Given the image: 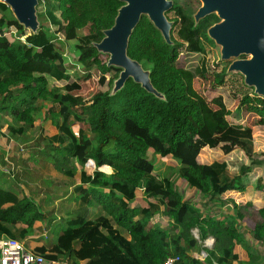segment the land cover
Here are the masks:
<instances>
[{"label": "trees", "instance_id": "trees-1", "mask_svg": "<svg viewBox=\"0 0 264 264\" xmlns=\"http://www.w3.org/2000/svg\"><path fill=\"white\" fill-rule=\"evenodd\" d=\"M172 1L165 12L172 22L170 42L143 14L127 45L128 56L149 71L157 94L132 77L113 92L121 68L107 65L95 46L123 1L38 0L35 32L0 1V130L16 142L31 139L26 128L39 130L43 152L63 178L44 179L45 191L37 193L48 194L47 208L64 196L68 200L58 218L46 219L27 193L20 197L0 183V238L21 241L51 264H163L174 255L179 264H264V203L253 200L264 191V150L256 147L255 128L237 121L253 93L251 110L264 126V96L250 92L240 73L210 66L204 40L211 16L196 21V11ZM63 49L75 64L65 63ZM97 65L103 69L99 84L108 87L89 101L71 93L79 76H91ZM207 72L217 85L228 74L240 76L236 114L223 94L207 100L194 89L193 80ZM204 147L225 154L237 149L242 158L202 163ZM88 159L94 167L85 165ZM109 166L111 172L102 170ZM56 184L60 188L53 190L62 193L47 190ZM228 190L250 198L222 212L221 195ZM158 213L168 225L147 229ZM247 213L256 216L252 229L239 222ZM37 221L45 237H37ZM209 237L211 248L204 246ZM236 245L247 260L239 259ZM200 250L204 257L192 255Z\"/></svg>", "mask_w": 264, "mask_h": 264}, {"label": "water", "instance_id": "water-1", "mask_svg": "<svg viewBox=\"0 0 264 264\" xmlns=\"http://www.w3.org/2000/svg\"><path fill=\"white\" fill-rule=\"evenodd\" d=\"M15 18L25 28L35 32L38 28L36 6L38 0H3ZM113 25L105 29L104 37L95 44L100 53H108L107 65L121 68L113 83L114 92L128 77L139 82L146 90L156 93L151 84L149 71L127 54L128 39L132 29L145 14L158 28L163 38L170 42L172 22L165 12L172 0H121ZM201 5L194 13L199 20L215 13L219 21L207 28V34L220 46V58L233 60L228 72H238L244 83L252 87L254 93L264 96V0H200ZM239 56H246L239 58Z\"/></svg>", "mask_w": 264, "mask_h": 264}, {"label": "rangeland", "instance_id": "rangeland-1", "mask_svg": "<svg viewBox=\"0 0 264 264\" xmlns=\"http://www.w3.org/2000/svg\"><path fill=\"white\" fill-rule=\"evenodd\" d=\"M176 1L185 5L187 7L188 11H190V12H195L198 9V7L201 5L200 0H176ZM209 15L211 16L213 23L219 21V18L217 17V15L215 13H211ZM169 16L171 17L172 13H169ZM90 30H92L90 27H85L84 31L89 32ZM21 39H23V38H21ZM204 42H205V45H206L208 52H209V56H210L209 57V64H210V66L215 67L218 71L225 70V69L227 70L229 63L233 60V58L230 60H222L220 58V46L215 44L214 40L209 37V35L207 34V29H206V35H205ZM63 52L65 54V63L67 65L75 64V62L71 58V55L68 54L67 50L63 49ZM101 58L103 59V61L107 62V60L109 58V54L108 53H101ZM239 58H242V56H239ZM86 73L87 72H83L79 76V79H77L79 86L70 88L69 91H71V93H73V94L81 95L85 100L89 101L96 94V92H98L99 90H104L108 86L107 85L102 86L99 84V81H98L100 75L103 73L102 65L94 66L90 72L91 76L85 77ZM231 73H235V72H231ZM105 75H106V77H109L110 73L107 72ZM236 78L240 79V76L238 74H228L226 76V79H225V82L223 83V85H217V79H216L215 75H213L210 72H207L204 76H197L193 80V86H194V89L201 96L205 97V99H207V100H211V98L217 96L218 94L219 95L223 94L225 99L229 100L228 104H229L230 110L234 111V113L236 114L235 107H236L238 100L240 99V95H238V93H237V87H236L237 84H235ZM247 87L250 89V92H254L252 87H249V86H247ZM252 97H253V93H251V95L248 96L247 102L241 108V111L239 113V120H237V121L241 122L242 124H246V125H249V126L255 128V140L257 142L256 147L258 148V150H264V126H261L259 124V121H260L259 116H257L251 110L252 104L249 102V100H251ZM232 98H234L233 101H232ZM229 119H231V116H229ZM83 125L85 128L88 127L86 122H83ZM49 129H52V127H49ZM25 132L31 136L32 141H31V139L28 140V142L31 141V144H38V143L42 142L40 139V136H39L40 132L36 127H32L29 129L26 128ZM24 148H25V146L22 147L21 149H24ZM216 153L217 152H210V154H206V155H209L208 159H210L212 157H217ZM235 156L242 158V154L240 152L238 155L236 154ZM41 165L45 166L46 164L44 162V163H41ZM87 167L89 168V166H87ZM19 169H20V166H16L15 164L14 165L11 164L10 167H6V169H4V172L10 171L9 172L10 174H7L8 177L19 178V175L20 176L22 175L21 169L20 170ZM36 171L35 172L40 175V170L38 169ZM105 171H107V170H105ZM42 173L45 174V175L41 176L42 178H44V179L50 178L52 181L57 180L58 178H56V177L62 176L61 174H59V172H57L58 173L57 174L53 170H50V171L43 170ZM42 182L43 181H39L38 183L41 184ZM48 186L46 188L50 192H56V191H58L56 189L60 188V185H58V184H56L55 186L54 185L53 186L48 185ZM53 187H55L56 189L53 190ZM25 189L27 190V187ZM33 189L34 188H32V190ZM26 192H27L29 197L33 198L38 203V205L40 207L39 210L46 212L45 213L47 215L46 219L52 215H56L58 218V216L61 215L63 207L68 202V200H66L65 202L57 201L55 204L53 203L51 207L47 208V206L45 204L43 205V200L45 199V197H47L48 194H46L44 197V195L39 196L37 191H30V190L28 191L27 190ZM58 192H59V194L62 193L63 189L62 190L60 189ZM48 210L51 211L50 214L48 213ZM253 219H254V217L252 216V218H250V220H252V221H249L251 225L253 224ZM55 221H53V224H55ZM58 226H59V228H61L62 224L59 223ZM44 230L45 229L42 228V224L39 222L38 227L36 228L37 237L38 236H41V237L44 236V234H45Z\"/></svg>", "mask_w": 264, "mask_h": 264}, {"label": "crops", "instance_id": "crops-1", "mask_svg": "<svg viewBox=\"0 0 264 264\" xmlns=\"http://www.w3.org/2000/svg\"><path fill=\"white\" fill-rule=\"evenodd\" d=\"M238 120H239V118H238ZM0 129H1V126H0ZM51 131L53 132V130H51ZM31 141H32V139H31ZM31 141L28 142V140L27 141L21 140V141L16 142L12 139H7V137L4 136L0 130V158H1L0 183H2L6 189H12V190H15L16 192H18L20 197L23 196L25 193H27L26 192L27 190L28 191L29 190L30 191H37V192L38 191H40V192L45 191L44 187L40 183H38L39 181H45L44 178L41 177V176L45 175L44 173H42L43 170H46V171L53 170L57 173V171L53 168V164H52L51 160L43 152L44 149L42 147L43 145L41 144L42 142L38 143V144H31ZM24 146H25V148L21 149ZM210 152H217L216 153L217 157H212V158L208 159L209 155H206V154H210ZM239 152L240 151H238L237 149H234L231 152L225 154L224 152H222V150H220L218 148L211 149L208 147H204V148H202V150L200 151V153L198 155V161H200L202 163H210L213 160H226V159H230L231 157L235 156L236 154L238 155ZM44 162L46 165L45 166L41 165V163H44ZM11 164H13V165L15 164L16 166H20L22 175L21 176L19 175V178L8 177L7 174H10V173L4 172V169H6V167H10ZM104 166H106V165H104ZM38 169L40 170V175L37 174L38 172L36 170H38ZM102 170L105 171L103 168H102ZM105 172H107V173L111 172V167H110L109 172L108 171H105ZM27 174H31V178H29ZM56 178L61 180L63 177L61 176V177H56ZM141 182L144 183L143 180H141ZM181 185H182V183H181ZM26 187H27V190L25 189ZM141 187H142V185H140V188ZM32 188H34V189L32 190ZM182 190L184 191V188H182ZM68 191L70 194L71 189H68ZM203 191L206 195H208L211 192V188L206 187V188H204ZM248 194L249 193H247V192H240L237 190H228L225 193H223L221 195V198L225 202H224V205H222V207H221L222 212L225 211L226 209L232 210L237 206H243L247 202V200H249V198H250ZM253 200L257 204L264 203V191L263 192H261V191L255 192L253 194ZM57 201L65 202L66 197L64 196L60 199L55 200V203ZM139 201H141V197H139L138 202ZM135 204H138V203L136 202ZM64 207H63V209H64ZM63 209H62V211H63ZM244 211H245V213L248 212L247 210H244ZM252 216L254 217V219H253V224L251 225L249 221H252V220H250V218H252ZM255 220H256L255 214L251 215L250 213H247L243 216V218L239 222H240V225H243L247 229H252L254 227ZM39 222L40 221H38L36 223L37 227H38ZM167 225H168V219L162 213H158L147 222L146 228L149 229L152 227H156L157 229L161 230V229L165 228ZM42 228H43V224H42ZM193 234H194V231H193ZM204 246H206V245H204ZM211 246L210 247L206 246V247L211 248ZM235 251L238 253L239 259H241L242 261H245L248 259L247 253L239 245L235 246ZM200 254L203 255V250H200L199 252H195V251L192 252V255L202 258V256Z\"/></svg>", "mask_w": 264, "mask_h": 264}, {"label": "built area", "instance_id": "built-area-1", "mask_svg": "<svg viewBox=\"0 0 264 264\" xmlns=\"http://www.w3.org/2000/svg\"><path fill=\"white\" fill-rule=\"evenodd\" d=\"M4 2L3 0H0ZM1 163V159H0ZM86 166L94 167V162L91 159H88L85 163ZM7 171L6 173H9ZM194 235L197 237L196 231H194ZM213 243V238L210 237L205 240L204 245L210 247ZM201 255V254H200ZM206 253L203 251L202 257H204ZM180 257L178 255L169 256L165 259L163 264H179ZM0 264H51L49 261L45 260V258L40 255L27 250L24 244L10 237H2L0 238ZM211 264H218L216 261H213Z\"/></svg>", "mask_w": 264, "mask_h": 264}, {"label": "flooded vegetation", "instance_id": "flooded-vegetation-1", "mask_svg": "<svg viewBox=\"0 0 264 264\" xmlns=\"http://www.w3.org/2000/svg\"><path fill=\"white\" fill-rule=\"evenodd\" d=\"M246 56H242V58H245Z\"/></svg>", "mask_w": 264, "mask_h": 264}]
</instances>
